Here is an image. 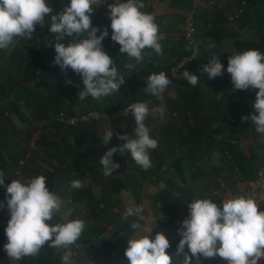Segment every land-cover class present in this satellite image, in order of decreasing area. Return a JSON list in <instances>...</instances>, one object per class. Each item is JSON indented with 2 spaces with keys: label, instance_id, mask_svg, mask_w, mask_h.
<instances>
[{
  "label": "trees",
  "instance_id": "trees-1",
  "mask_svg": "<svg viewBox=\"0 0 264 264\" xmlns=\"http://www.w3.org/2000/svg\"><path fill=\"white\" fill-rule=\"evenodd\" d=\"M194 1L143 0L145 4L143 11L154 14L155 23L158 25V42L162 45V54L145 49L151 56L145 55L139 63L135 58L120 53V45L111 40L110 9L107 5L114 3L115 0H101L103 4L93 5L92 26L100 30L108 28V36L102 44L104 50L113 58L120 75L124 76V83L119 92L101 97L99 100L91 96L80 100L79 91L84 87L80 74L75 73L70 67L62 70L60 65L55 63L56 34L49 30L51 16L60 13L70 4V0H45L52 8V12L46 15L43 27L36 26L33 38L27 40L15 37L14 46L0 49V172L4 177V183L0 185V199H5L6 187L13 179H17L18 169L20 173L31 171L34 177L44 175L49 190L57 193L63 202L60 212L54 217V222L59 223L62 222L61 213L66 208L65 203H73L76 195L81 196V192H91L90 187L83 186L79 189L69 187V191H62L58 187L61 179L67 180L68 183L79 179L83 184V179L75 174L88 173L92 176V181L100 186L102 193L95 200L92 199L93 195L87 198V201L94 202L90 207L93 211L91 213L93 225L89 235L82 242L87 246V255L78 260L74 254L76 264H93V260L98 264H112L115 258L122 259V264H129L125 256L127 247L122 245L137 231L131 225L133 223L143 225V222L135 217L121 219V215L114 211L113 196L124 190L138 192L148 177L155 181L165 160L166 171L175 169L176 178L169 179L164 188L155 190L152 194L146 193L150 203L164 213L155 214L165 221L156 222L153 234L161 230L168 217L182 215L183 219L177 221L180 222L178 226L180 228L182 221L189 215L188 204L193 200L210 198L216 204L221 200L215 192L220 187L218 177L214 176L212 179L201 166L206 154L222 146L229 153H233V158L239 153L243 154L242 151L236 152L240 143L234 133L235 124H230L227 118L228 122H225L228 125L221 124L220 127L213 128L215 116L205 115L195 109L196 103L200 104L204 99L207 103L214 102V95L208 98L204 95H201V98L197 97L198 94H202L203 84L207 82L199 81L193 86L182 78L185 69L191 73V68L199 65L198 59L186 65L171 81L169 90H178L174 99L177 101L168 99V113L160 118L163 121L160 128H156L157 116L148 115L144 120L149 131L154 125L153 131L150 132L152 138L157 140L156 132L159 133L158 147L150 150L151 167L147 170L138 165L128 151L113 155V160L120 167L109 176L104 175L103 165L100 163L101 156L109 148L125 143L117 134L136 138L134 132L136 124L132 112L115 119V121L124 119L125 128L119 133L115 127H111L113 138L107 145L102 143V136L108 129L100 133L99 120L69 124L61 119L62 116L66 119L80 117L91 111L107 115L136 102H145L149 108L157 107L163 99L164 91L158 96L147 91L148 77L164 72L170 78L173 65L183 55L189 53L190 45L182 29L180 31L186 16L181 15L168 20V15L158 12L156 5L167 4L187 15L191 11L195 14ZM195 15L199 16L198 13ZM99 34L98 31L97 35ZM82 38L83 35L66 36L61 42L67 46ZM218 83L219 81H216L215 87L212 88L214 93L219 91ZM177 149L181 152H177ZM39 157L42 160L48 158V161H45L50 163V169L38 164ZM75 214L73 213L71 217ZM9 219V210L0 209V221ZM107 227H113V232L108 234ZM5 229V226H0V264H62V253L58 254L47 245L40 250L37 257H24L18 263H13L4 248L7 243ZM180 239L171 241V247L166 250L174 257L173 264H182L183 255L176 256ZM185 251L189 252L187 246ZM192 259L195 260V257ZM214 259L204 258L201 264H215Z\"/></svg>",
  "mask_w": 264,
  "mask_h": 264
},
{
  "label": "clouds",
  "instance_id": "clouds-1",
  "mask_svg": "<svg viewBox=\"0 0 264 264\" xmlns=\"http://www.w3.org/2000/svg\"><path fill=\"white\" fill-rule=\"evenodd\" d=\"M101 0H70L63 10L51 16L50 32L56 34L55 63L61 69L71 68L80 74L83 89L79 99L91 96L101 97L117 93L124 83L113 58L104 50L102 41L108 36V28L100 30L93 27L91 13L93 5H100ZM110 9L111 40L120 45L119 52L125 53L139 63L144 59L145 49H152L162 54V45L158 42V25L154 14L143 11V0H115L107 5ZM52 8L45 0H0V49H7L15 44L14 38L27 40L33 38L36 26L45 24V17ZM100 32L97 35V32ZM74 35L84 38L65 46L61 41ZM132 67V65H128ZM203 71L209 78L222 75L223 65L215 55ZM227 72L231 76L234 90L258 89L254 102L257 114L251 116L257 133L264 134V53L257 49L233 54L228 58ZM182 78L195 86L199 76L187 69ZM71 83V81H69ZM171 81L164 73L151 74L148 77L147 91L160 95ZM135 118V137L117 134L125 143L109 148L100 158L104 175L109 176L120 165L113 160L117 152L131 153L134 161L144 170L151 167L150 150L158 147V141L150 135L144 120L149 113L145 102L130 105ZM155 111L161 115L163 108ZM247 119V117H242ZM102 143L107 145L113 138L109 128L102 136ZM4 177L0 172V185ZM47 178L37 175L27 180L13 179L7 185V207L10 212L5 233L7 243L4 248L10 259L19 261L24 257H37L46 245L62 253V264H76L71 246L76 244L85 229L82 219L70 220L61 216L62 222H54L60 212V196L47 187ZM82 182L72 181L71 187L81 188ZM261 198L256 193L238 195L223 199L220 208L210 198L195 199L188 204L189 215L178 229L181 239L177 245L176 256L183 255L182 264H201L199 257L215 258L219 256L227 264H258L264 259V211L260 210ZM140 207H129L124 213L127 218L143 213ZM137 234L128 240L125 256L129 264H173L174 257L166 250L171 247L167 236L160 231L153 234L150 224L133 223ZM187 246L189 252L185 251ZM192 257H197L193 260Z\"/></svg>",
  "mask_w": 264,
  "mask_h": 264
},
{
  "label": "crops",
  "instance_id": "crops-1",
  "mask_svg": "<svg viewBox=\"0 0 264 264\" xmlns=\"http://www.w3.org/2000/svg\"><path fill=\"white\" fill-rule=\"evenodd\" d=\"M156 10L168 15V20L176 19L181 15L186 16L182 11L169 7L167 4L163 3L156 5ZM194 10L195 14H199L198 17L194 14L198 36L197 47L199 50V65L192 67L191 73L198 75L200 82H207V84H203L204 88L202 94H198V98H201V95H204L206 98L214 95V102L207 103L206 99H204L200 104L196 103L195 109L205 115L215 116V121L212 124L213 128H218L221 124L228 125V120L230 124H235L236 130L234 133L238 137L240 143V147L236 152H243V154L239 153L236 158H233V153H229L224 146H222L224 149L222 147H216L212 152L206 154V159L203 164H201V166L206 169V173L209 177L214 179V176H216L219 179L220 187L218 190H215V192L221 197V200L217 205L222 208L223 199L254 193V180L256 179L255 177H257L258 170L264 163V134L256 132L254 122L251 119L253 114L258 115L253 107L258 89L234 90L231 76L227 72L228 58L231 55L248 49H257L264 53V0H195ZM238 14V18L231 19ZM215 55L223 65V72L222 75L215 78H209L208 74L203 71V65L208 64L211 57ZM216 81H219V91L214 93L212 88L215 87ZM181 88H183V86H181ZM177 92L178 90L174 89L169 93H163V99L157 108H163L164 113L161 115L157 112L156 128H160V124L163 122L160 118L168 113V99L172 98L173 101H177V99L174 100L177 97ZM230 113H233L234 115L230 116ZM242 117H247V119H242ZM102 125L104 124L100 122V133L111 127H115L120 133L125 128V124L122 129L114 126V123L109 124V126ZM153 126L154 125L150 127V132L153 131ZM229 127H231V125ZM156 137L157 140H159L158 132H156ZM220 137L221 136H218V138ZM176 151L181 152V150L178 149ZM45 160L48 161V158L46 157L44 160L40 157L37 158L38 164L44 165L45 168L50 169V163H47ZM166 162L167 161L165 160L157 179L152 181L150 177H148L138 192L124 190L120 193H115L113 196L114 211L115 209L122 208V206L125 208H136L137 204V207L143 206L145 208L148 206L150 200L146 193L151 192L152 194L155 190L164 188L166 182L176 176L175 169H172V171H166ZM17 174V179L22 181L34 177L31 171L30 173L26 171H23V173L21 171L20 173V170L18 169ZM75 175L83 179V187H90L91 192H81V196L76 195V199L73 203H65L66 208L61 213V216L67 215L70 220L82 219L85 221V229L82 232L81 237L76 244L71 246L73 253L77 255L76 257L81 254V256L77 258L79 259L87 255L86 252L81 251L80 253L78 250L85 247L82 242L85 240L86 236L89 235L91 226L93 225V218L91 216L93 211H91L90 207L94 204L93 200L99 198L102 192L100 186L92 181V176L88 173ZM66 181L63 178L61 179V183L58 186L60 190L69 191L68 188H72L71 183ZM152 185L154 187H152ZM90 195H93V200L87 201V198ZM117 196H119L118 199ZM4 197V200L0 199V209H7L8 211L7 191L5 192ZM133 200L135 203H133ZM261 202L262 204L259 206L260 210L263 209L264 205V201L261 200ZM219 203H222V205L219 206ZM152 207L157 211V214L164 215V213L158 210V207ZM73 213L76 214L71 217ZM179 219H183L182 215H178V217H168L166 223L160 230V232H163L167 236L170 242L177 238H181V235L178 232L180 222L177 221H180ZM107 229L111 230L107 231L108 234L113 232V227H107ZM137 231L133 233L130 238L135 236ZM128 240L123 243L122 247L128 246ZM196 259L197 257H195V260ZM199 259L202 262L204 257L201 256ZM214 260L215 264H227V261L222 260L219 256H216ZM12 262L18 263L16 260H12ZM93 264H98V262L93 260Z\"/></svg>",
  "mask_w": 264,
  "mask_h": 264
},
{
  "label": "built area",
  "instance_id": "built-area-1",
  "mask_svg": "<svg viewBox=\"0 0 264 264\" xmlns=\"http://www.w3.org/2000/svg\"><path fill=\"white\" fill-rule=\"evenodd\" d=\"M200 1V0H197ZM239 14L236 16H233L231 19L238 18ZM182 32L183 35L187 41V43L190 45V50L188 54H185L182 56L181 59L175 62L171 69V76H170V81H173L174 78H176L179 74V72L188 64H191L192 62L196 61L198 59V54L199 50L197 47V41H198V36H197V27L195 24V15L194 12L191 11L187 13L184 25L182 26ZM130 105H127L125 108L120 109L118 111L112 112L111 114L103 115L98 111H91L88 112L80 117H73L66 119V117L62 116L61 119L65 120L69 124H76L77 122H89L92 120H100L104 117L109 118V119H118L122 116L128 115L131 113ZM253 192L256 193L261 200L264 201V164L260 167L257 173V177L254 180L253 184ZM222 203H219V206H221ZM263 211H264V205H263ZM165 221L164 218L161 216L156 219V222H161ZM8 220H3L0 221V226H5L7 227ZM258 264H264V259H261L258 261Z\"/></svg>",
  "mask_w": 264,
  "mask_h": 264
},
{
  "label": "rangeland",
  "instance_id": "rangeland-1",
  "mask_svg": "<svg viewBox=\"0 0 264 264\" xmlns=\"http://www.w3.org/2000/svg\"><path fill=\"white\" fill-rule=\"evenodd\" d=\"M106 15V14H105ZM184 24L182 23L181 24V28H182V26H183ZM181 28H180V31H181ZM170 85L164 90V93H169V92H171L170 90ZM171 94V93H170ZM163 95V94H162ZM149 108V107H148ZM157 107H150L149 108V113H148V115H153V116H155L156 117V115H157V111H155V109H156ZM99 112V111H98ZM159 114V113H158ZM104 115V114H103ZM147 115V116H148ZM170 119H172V118H170ZM99 122H101L102 124H104V125H102V126H109V124H112V123H114L115 125L114 126H117L119 129H122L123 128V126H124V119H120V120H118V121H115V120H113V119H109V118H106V117H104V118H102V119H100L99 120ZM107 124V125H106ZM154 133V132H153ZM147 185V184H146ZM150 185H151V183H150ZM152 187H154L153 185H152ZM146 189H147V187H146ZM136 201V200H135ZM133 203H135L134 202V200H133ZM138 205V204H137ZM137 205H136V207H137ZM152 206H154L153 204H148V206H146L145 208L143 207V209H144V211H143V213H140V214H138V215H132V216H129V217H127V218H125L124 217V213H125V211H126V209L127 208H129V207H123L122 206V208H118V209H115V211L118 213V214H120L121 215V219H124V220H128V219H131L132 217H135V218H139L142 222H143V225H145V224H150L152 227H155L156 226V219L158 218V217H160L159 215H155V214H157V211L152 207ZM153 224H152V223ZM107 231H111L112 230V228H111V230H108V229H106ZM86 248H87V246L85 245V247L83 248V249H79L78 250V252H80L81 253V251H84V252H88L87 250H86ZM77 249V248H76ZM76 253H77V251H76ZM79 256H81V254L79 255ZM78 256V257H79ZM79 260V259H78ZM122 259H120V258H115L114 260H113V262H112V264H122V261H121Z\"/></svg>",
  "mask_w": 264,
  "mask_h": 264
}]
</instances>
